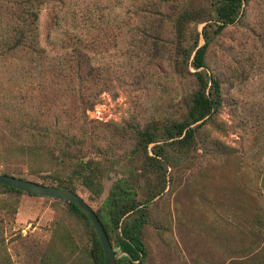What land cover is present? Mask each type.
<instances>
[{
    "label": "rangeland",
    "instance_id": "rangeland-1",
    "mask_svg": "<svg viewBox=\"0 0 264 264\" xmlns=\"http://www.w3.org/2000/svg\"><path fill=\"white\" fill-rule=\"evenodd\" d=\"M144 1L47 0L40 6V46L50 56L69 51L65 45L75 36L93 43L84 51L95 78L81 90L73 87L97 93V103L86 112L92 130L87 128L104 152L88 156L103 161V190L95 196L78 186L76 193L98 211L122 178L136 187L137 200L150 202L142 264H264V0H247L235 23L208 46L204 71L221 82V106L197 123L194 146L183 156L168 148L171 140H165L164 131L187 113L186 98L195 87L194 54L182 62L175 50L174 22L168 21L162 24L168 42L164 49L126 50L145 23ZM214 1H169L174 14H195L185 24L184 49L193 48L197 34L198 46L204 43L201 32L214 24ZM56 72H46L40 85L35 76L20 90L19 74L0 67V103L25 102L22 113H10L13 118L41 116L55 124L59 115L64 128L80 138L75 121L68 123L77 114L72 105L78 97L64 90ZM12 126L0 116V154L9 162L0 163V173L50 183L44 178L47 158L17 153L20 144H38V138L12 131ZM134 128L154 132L149 156L156 157L159 147L167 154L160 173L145 169L143 155L134 152ZM116 237L113 232L117 251ZM91 242V228L67 202L0 186V264H89Z\"/></svg>",
    "mask_w": 264,
    "mask_h": 264
},
{
    "label": "trees",
    "instance_id": "trees-1",
    "mask_svg": "<svg viewBox=\"0 0 264 264\" xmlns=\"http://www.w3.org/2000/svg\"><path fill=\"white\" fill-rule=\"evenodd\" d=\"M46 1L0 0V67L7 65L14 74H19L17 81L20 83L18 85L20 90L29 81L35 79V76L39 75L37 84L40 85L46 72L57 71L53 76L58 77L65 84L64 90L73 92L78 97L72 105V109L76 110L77 114L70 115L68 123L77 124L80 138L64 128V121L58 117L59 115L54 118L55 124L46 122L41 119V116L23 115L13 118L10 113H22L20 109H25L26 104L23 101L18 103L4 99L0 103V116L5 123L13 125L12 131H21L38 138V144H20L17 153L34 159L41 156L47 158L49 168L44 178L49 179L50 183L41 182L40 184L72 192H76V188L82 186L90 194L98 196L103 190L100 179L105 167L103 161L88 156V153L101 154L104 151L94 143L95 134L88 129L89 127L91 129L92 121L86 115V112L97 103V93L92 91L80 93L73 87L78 85L81 90L95 78L91 59L84 51L89 50L93 43L75 36L69 38L67 41L69 44L65 45L64 50L69 51L54 57L50 56L46 49L40 46L38 29V12L40 6ZM169 1H144L142 7L145 12V23L141 30L138 29L139 36L132 37L126 50H162V47L164 49L165 43L168 44V42L164 41L166 32L162 24L168 21L174 22L172 28H174L173 35L176 39L175 50H178L182 56V62L187 64L192 53L194 54L190 65L194 69L192 76L195 87L186 98L187 113L182 120L166 126L164 131L165 140H171L167 143L168 148L176 155L183 156L188 154L190 148L194 146L198 133L197 123L206 121L221 106V82L214 74L208 75L204 71L208 46L224 28L235 23L247 0H215L213 2L215 19H212L214 24L205 25L201 32L204 43L198 46L199 35L197 34L193 48L187 50L182 45L185 41V24L194 19L195 14L186 11L174 14L171 5L168 4ZM171 16H174L172 20ZM212 25H215L214 30H211ZM16 109L19 110L10 112ZM51 137H54V140L49 146L46 140ZM130 137L134 141V152L143 155V167L154 173H160V170L164 168L162 161L165 164L168 163L167 154L163 153L162 147H159L156 157L147 154L149 144L155 142L154 132H150L147 128L143 130L134 128ZM2 157L0 154V163H9ZM27 165L32 167L30 163ZM31 172L37 173L35 170ZM0 174L18 177L13 172L3 171ZM0 186L8 190H16L8 186ZM136 196V187L129 180L121 178L110 189L101 209L95 211L110 242L112 233H117L114 246L118 250H115V253L122 252L123 255L117 259L116 264H142L147 253L142 234L148 222L147 207L150 202H140ZM68 205L70 210L82 217L91 228L89 264H103V251L93 227L73 204L68 203Z\"/></svg>",
    "mask_w": 264,
    "mask_h": 264
},
{
    "label": "water",
    "instance_id": "water-1",
    "mask_svg": "<svg viewBox=\"0 0 264 264\" xmlns=\"http://www.w3.org/2000/svg\"><path fill=\"white\" fill-rule=\"evenodd\" d=\"M0 185L8 186L30 195L46 197L73 204L93 227L103 251V264H116L117 259L123 255L122 252L115 253L114 247L108 239L95 211L76 192L42 185L34 181L5 174H0Z\"/></svg>",
    "mask_w": 264,
    "mask_h": 264
}]
</instances>
